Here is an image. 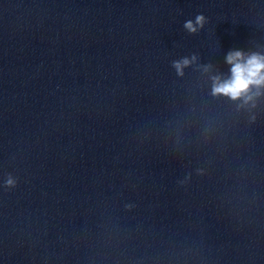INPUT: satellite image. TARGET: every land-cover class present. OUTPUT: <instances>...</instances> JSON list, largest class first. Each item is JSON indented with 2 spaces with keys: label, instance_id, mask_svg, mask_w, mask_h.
Masks as SVG:
<instances>
[{
  "label": "clouds",
  "instance_id": "1",
  "mask_svg": "<svg viewBox=\"0 0 264 264\" xmlns=\"http://www.w3.org/2000/svg\"><path fill=\"white\" fill-rule=\"evenodd\" d=\"M206 23L203 14H198L195 20L184 22V29L190 34L198 33ZM198 55L193 53L191 57L174 60L172 66L178 76L184 75V69L196 63ZM225 63L229 66V75L226 77L220 73H213V65H199L211 80V95L215 97L224 96L233 102L239 101L238 108L249 106L256 107L258 98L264 96V54L258 52L246 53L240 49L230 50L225 56ZM255 120V116H252ZM8 185H13L10 178Z\"/></svg>",
  "mask_w": 264,
  "mask_h": 264
}]
</instances>
